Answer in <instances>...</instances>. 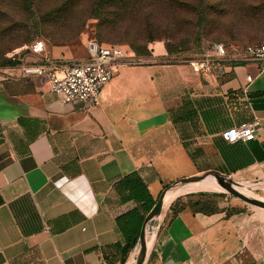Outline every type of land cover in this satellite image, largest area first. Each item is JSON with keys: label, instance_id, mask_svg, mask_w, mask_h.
Masks as SVG:
<instances>
[{"label": "crops", "instance_id": "obj_1", "mask_svg": "<svg viewBox=\"0 0 264 264\" xmlns=\"http://www.w3.org/2000/svg\"><path fill=\"white\" fill-rule=\"evenodd\" d=\"M75 42L53 41L40 56L81 58ZM120 68L94 105L62 101L45 77L20 76L16 65L0 71V264H129L115 216L134 202L120 199L115 182L131 173L153 199L205 171L264 179V71L238 61L205 81L184 63ZM254 116L253 138H222ZM168 205L146 222L143 264H264L263 224L249 231L247 217L235 226L225 208L169 215Z\"/></svg>", "mask_w": 264, "mask_h": 264}, {"label": "rangeland", "instance_id": "obj_2", "mask_svg": "<svg viewBox=\"0 0 264 264\" xmlns=\"http://www.w3.org/2000/svg\"><path fill=\"white\" fill-rule=\"evenodd\" d=\"M46 11L49 12L46 19L40 21V15ZM101 11H111L109 16L124 29L108 31L100 21L101 13L98 12ZM90 37L120 43L133 50V64L188 65L185 59L212 40H220L227 46L264 41V0H0V71L5 67L18 66L20 59L30 61L32 56L23 46L34 39H41L46 50L50 49L53 41L75 39L76 42L69 46L70 50H83L82 39ZM151 50L165 53L153 60L150 59ZM121 66L117 71H121ZM217 75L211 71L202 77L209 81L215 80ZM225 179L233 187L251 191L244 194L264 201V179L251 183L229 175ZM184 183L187 182H178ZM222 189L182 192L171 200L167 214L171 215L184 206L202 212L221 207L225 208L226 214L234 216L232 222L236 223L235 226L240 216L248 218L249 231L256 224L264 225V207ZM146 240L150 241L149 236ZM136 251L137 246L130 250L134 258ZM238 255V252L232 253L237 260ZM219 257L223 258V255ZM223 260L220 261L223 263Z\"/></svg>", "mask_w": 264, "mask_h": 264}, {"label": "built area", "instance_id": "obj_3", "mask_svg": "<svg viewBox=\"0 0 264 264\" xmlns=\"http://www.w3.org/2000/svg\"><path fill=\"white\" fill-rule=\"evenodd\" d=\"M83 44L86 53L81 58L45 60L38 56L44 48L43 41L34 39L23 48L28 49V54L36 57V60L27 62L20 59L19 75L45 77L49 89L64 102L79 100L94 105L103 84L116 74L118 66L134 63V54L133 50L126 49L123 44L98 41L94 37L86 38ZM164 53L151 50L150 59L155 60V57ZM185 60L193 71L204 76L211 71L220 75L226 64L238 61L252 64L255 72L259 73L264 71V41L227 46L220 40H212ZM251 78L250 73L245 74L246 81L249 82ZM258 124L254 116L224 128L220 134L226 142L248 140L254 137ZM97 264L115 262L100 258Z\"/></svg>", "mask_w": 264, "mask_h": 264}, {"label": "trees", "instance_id": "obj_4", "mask_svg": "<svg viewBox=\"0 0 264 264\" xmlns=\"http://www.w3.org/2000/svg\"><path fill=\"white\" fill-rule=\"evenodd\" d=\"M48 13L49 12L46 11L44 14L40 15V21H44ZM98 13H101L99 14L100 21L108 31H119L120 28L123 27L122 24H118V22L115 21V18L109 16L110 14H112L111 11H101ZM52 24L55 25L53 22ZM115 189L119 193V197L121 200H132L134 202V205H132L130 208L115 216V222L123 239L121 244V259H124L126 254L137 243V235L143 216L152 205L154 199L147 192L144 183L135 173H131L119 178L115 182ZM132 259L133 254L129 258V264L132 262Z\"/></svg>", "mask_w": 264, "mask_h": 264}, {"label": "water", "instance_id": "obj_5", "mask_svg": "<svg viewBox=\"0 0 264 264\" xmlns=\"http://www.w3.org/2000/svg\"><path fill=\"white\" fill-rule=\"evenodd\" d=\"M209 172L213 175H215L217 178H220L221 180L224 179L223 181V189L229 191L230 193L236 195L237 197L241 198L244 201L256 204L258 206L264 207V201L255 197H251L248 196L246 194H244L243 192H241L240 190H237L236 188H234L229 181H227L225 179V177L227 176V174H223L217 171H205L199 174H195V175H191V176H187V177H181L173 182H171L170 184L164 186L160 192L157 194L156 198L154 199L152 205L149 207V209L146 211V213L143 216L142 222L140 224V228L138 231V235H137V251H136V255L134 258V262L132 264H143L145 258H146V250H147V244H146V238H145V225L146 222L153 217L154 215H156L162 206V198H163V194L164 192L170 188L171 186L177 184L178 182H189V181H197L199 179H201L202 177L205 176V174ZM135 246V247H136Z\"/></svg>", "mask_w": 264, "mask_h": 264}, {"label": "bare ground", "instance_id": "obj_6", "mask_svg": "<svg viewBox=\"0 0 264 264\" xmlns=\"http://www.w3.org/2000/svg\"><path fill=\"white\" fill-rule=\"evenodd\" d=\"M209 175V176H208ZM223 181L224 179H220L217 178L215 175L213 174H206L204 177H202L201 179L197 180V181H191V182H187L184 184H175L173 186H171L170 188H168L164 194H163V206H166L176 195L185 192V191H190V190H197V189H209V188H215V189H219L223 187ZM234 188H236L237 190H240L244 193H251L250 190L248 189H244L242 187H238L235 186ZM223 190V189H222ZM151 227V225H150ZM146 232V231H145ZM150 241L146 240V244L148 245ZM149 246V245H148ZM134 262V257L132 259V262L130 264H132Z\"/></svg>", "mask_w": 264, "mask_h": 264}]
</instances>
